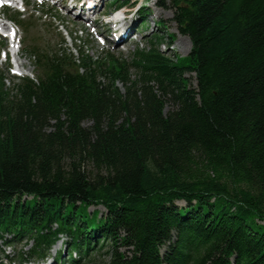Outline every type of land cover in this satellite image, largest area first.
Instances as JSON below:
<instances>
[{"label":"trees","instance_id":"16d2710c","mask_svg":"<svg viewBox=\"0 0 264 264\" xmlns=\"http://www.w3.org/2000/svg\"><path fill=\"white\" fill-rule=\"evenodd\" d=\"M161 1L184 56L163 35L128 60L33 44V77L0 71V240L27 246L12 261L63 237L58 264H264V0Z\"/></svg>","mask_w":264,"mask_h":264},{"label":"rangeland","instance_id":"374dc122","mask_svg":"<svg viewBox=\"0 0 264 264\" xmlns=\"http://www.w3.org/2000/svg\"><path fill=\"white\" fill-rule=\"evenodd\" d=\"M43 1L27 0L28 7L25 12H21V18L24 22H17L12 19L16 24L14 26L19 36V42L16 47L18 50L17 55L13 54L10 61L8 60V66L13 67L14 62L15 64L23 62L19 71L25 75L33 76L36 73L32 59H29L23 51L24 47H31L33 44L45 49L62 47L66 51L72 52V55L75 57L79 56L81 52L91 56L107 52L115 57L128 60L137 48L148 46L153 36L163 35L166 43L161 46V49L168 55L184 56L190 49V40L186 35L178 32L176 23L172 20V9L169 8L167 1L124 0L129 4L132 1L133 3L130 7L128 6L127 10V18L130 19V23L122 31L125 32L128 29L130 32L128 37L122 41H118L117 38L120 33L116 34V37L110 33L112 27L101 25V22H98L97 27L89 28L88 24H90V21L86 22V20L80 18L75 9H71L69 12L59 8L57 5L53 6L52 0ZM113 1L102 0L101 5L95 10L96 15L108 10L109 5ZM159 2H163L165 6H158ZM140 7H142L141 11L143 13L138 15ZM13 11H16V9L12 8L11 12ZM146 11L148 13H145ZM3 14L9 17L7 12H3ZM147 14L150 17L146 18V24L140 27L144 16ZM157 19L163 20L164 24L157 25L155 23ZM106 32H109L108 36H105ZM169 34H171V37L168 36ZM8 66L3 62L2 57H0V71L6 77L5 85L11 87L13 79L11 78L12 73ZM186 76L189 78L190 84L194 86L195 80L193 74L187 73ZM88 124L90 122L85 121L84 125ZM94 208L100 211L104 210L101 205L90 206L89 210L91 211ZM63 247H65V240L54 244L50 250L48 259L39 260L38 258H34L33 260L34 262L38 261L39 264H47V262H51L49 264H56L53 257ZM21 248H27V246H24L23 241H14L10 246H7L0 240V264H18L16 261L11 262V260L6 259L4 255L12 258L17 255ZM66 253V251L63 253L65 257ZM108 261L106 252L101 250L93 252L92 257L86 264H107Z\"/></svg>","mask_w":264,"mask_h":264},{"label":"bare ground","instance_id":"6f19581e","mask_svg":"<svg viewBox=\"0 0 264 264\" xmlns=\"http://www.w3.org/2000/svg\"><path fill=\"white\" fill-rule=\"evenodd\" d=\"M102 0H90L88 3H83V2H80V1H76V3L79 5V6H77V4H76V7H80L81 5H85V8H84V10L85 11H91V10H93L94 9V7L96 6V5H98L100 2H101ZM149 11V10H148ZM148 11H146L145 13H148ZM82 13V12H81ZM3 25L5 24V23H2ZM123 25H128V24H123ZM7 26V25H6ZM128 27V26H127ZM127 29V28H126ZM125 29V30H126ZM129 30L127 29L125 32H121L118 36H117V38H118V41H122V40H125L127 37H128V35H129ZM22 63L23 62H21V63H17V65H18V68H20V66L22 65Z\"/></svg>","mask_w":264,"mask_h":264}]
</instances>
